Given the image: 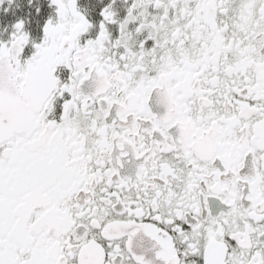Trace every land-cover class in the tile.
I'll return each instance as SVG.
<instances>
[{"label": "snow or ice", "instance_id": "obj_1", "mask_svg": "<svg viewBox=\"0 0 264 264\" xmlns=\"http://www.w3.org/2000/svg\"><path fill=\"white\" fill-rule=\"evenodd\" d=\"M0 264H264V0H0Z\"/></svg>", "mask_w": 264, "mask_h": 264}]
</instances>
